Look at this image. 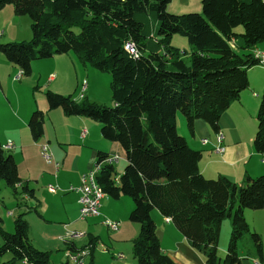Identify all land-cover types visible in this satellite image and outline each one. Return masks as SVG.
I'll use <instances>...</instances> for the list:
<instances>
[{"label":"trees","instance_id":"16d2710c","mask_svg":"<svg viewBox=\"0 0 264 264\" xmlns=\"http://www.w3.org/2000/svg\"><path fill=\"white\" fill-rule=\"evenodd\" d=\"M170 1L0 0V10L12 5L16 15L29 16L32 32L29 40L0 43V53L26 76L33 60L70 52L81 64L110 73V106L49 89L45 97L49 110L98 121L103 138L123 148L127 163L118 179L114 164L107 163L96 179L106 195L133 200L129 220L139 225L132 243L137 264H177L161 249L154 209L170 218L205 264H220L221 222L229 217L222 264H242L239 240L246 234L256 255H262L261 237L251 232L244 210L264 209V174L246 175L241 182L223 175L205 178L198 167L202 153L178 133L176 116L183 114L190 131L196 120L219 129L223 113L249 86L248 69L264 65L256 57L264 42V0H201V13L181 14L167 10ZM174 34L185 35L192 46L188 63L186 52L171 43ZM44 117L40 109L29 117L34 139L43 134ZM256 120L252 144L264 155V89ZM105 157L99 153L97 162ZM0 179L15 192L21 185L32 194L1 143ZM95 245L94 238L85 245L90 256ZM6 252L12 256L0 264H49L48 253L31 243L22 215L15 218L13 232L0 225V256Z\"/></svg>","mask_w":264,"mask_h":264},{"label":"crops","instance_id":"0c3cea01","mask_svg":"<svg viewBox=\"0 0 264 264\" xmlns=\"http://www.w3.org/2000/svg\"><path fill=\"white\" fill-rule=\"evenodd\" d=\"M177 1L181 6H188L190 4V0ZM170 2L172 3L173 0ZM8 6L9 5H6L4 8L7 10L5 14L9 15L10 18L3 24L2 34L6 32L9 26H14L16 22L21 20V18H18L19 16L14 13L11 6H9L10 9H7ZM179 9H181L179 12L182 11V8ZM169 11L178 13L171 9H169ZM9 32H11V30H9ZM31 36L32 32L27 34L25 39L28 40ZM15 41H21V38H16ZM257 50L259 52H264V42L257 46ZM183 51L186 50L184 49ZM76 64L80 66L78 69ZM68 65L72 66L78 73L76 86L70 87L69 90L67 89L68 77L66 76V67ZM42 66H46L44 70L54 71L56 75L50 74L46 81H41V85L63 95L72 94L73 97H75L74 94L77 88L79 89L78 95L80 94L82 81H79V78H85V76L90 77L91 72L89 66L81 64L76 57L70 53L56 54L49 58L33 60L31 62V74L35 71L40 74L39 71H41ZM16 69L18 70V67L9 63L5 56H0V70L3 75L0 80V90L5 95H7L5 91L6 89H4L1 82H3L4 86L7 88V85L3 80L7 75L11 76L14 71L17 72ZM255 69L260 70L261 85L264 84V69L260 65H255L249 68L247 72L249 86L255 80V77L258 79V74ZM12 79L14 80L13 75ZM86 83V88H89L88 81ZM85 92L84 98L93 101L90 100V96L87 95L90 93V90L86 94ZM252 96L253 95L248 89L243 90L239 100L234 101L221 116L218 125L219 129L224 134L223 153H217L213 150L215 145V131L213 132L206 122L203 120H196L193 124V130H189L188 133L184 128V117L177 113V131L185 137L191 148L200 150L202 153L198 167L204 177L215 178L219 175H223L234 182H241L246 175L254 177L264 174V161H262L264 155L256 152L252 144L255 132L254 134L251 133L252 126L250 127V125L253 123L255 113H257L258 110L259 94L258 98ZM75 98H77V96ZM251 98L254 100L253 103L250 100ZM38 99L36 98V100H32L31 106H28L23 110L20 109L21 112L19 111L18 103L16 115L20 120L21 126H19L16 134L13 132L14 129L12 126L10 127L12 131L9 129L7 133V139H11L14 144L12 143V148L6 150L11 152L10 154L13 156L17 164L18 175L21 178L22 183L23 180L27 181L28 187L32 190V194H30V192L25 193L34 197L38 192L37 185L40 180L43 182L49 181L47 183L57 182L59 184V186L56 185L58 193L57 195H54V197H51V200H53L54 203L57 202L53 206V210H62L65 213L66 219L61 226H58L59 228H63L64 224L69 229H81L77 227L80 225H86L91 228L93 226L92 224L95 223H101V225H103V219L118 220L116 218H121L122 223L118 221L119 228L115 233V238L117 239L116 244L122 245L126 242L131 243L133 239L132 237L134 236L131 235L127 238L125 234L132 231V227L128 225L126 218L121 217L119 214L112 211V207H114L117 202L115 200L127 202L129 211H131L130 209L133 208L134 204L132 201V203H130L128 199H124L126 195H121L117 199H111L105 195L106 197L101 199V206L97 216L79 219V193L74 189H70V187H76L79 185L81 174L86 172L92 166L94 161L97 162V156L101 152L106 155H118L119 159L114 163V166L116 164L119 167V171H121L122 168L124 169L127 159L123 148L118 142L109 141L103 138L99 122L86 116L65 115L61 108L49 110L46 98L44 99V97L41 96L38 97ZM76 100L79 101V99ZM32 102L34 103L33 105ZM36 109H40L45 113L43 134L38 139L32 137L28 127L29 117L32 111ZM57 110H61L62 113ZM53 112H56L54 117ZM17 117L14 116V118ZM82 132H84V134H82ZM2 137L0 136V143L3 147L7 139L5 138V140ZM204 138L208 140L205 144L202 142ZM43 145H47L49 152L51 153L50 162H47L43 156ZM56 162L58 163V167L55 165ZM59 200L61 201V204L59 203ZM102 200H105V206H103L104 203ZM38 206L39 210L36 212L39 215L45 213L40 201H38ZM33 209L37 210L36 208ZM67 210H69V215L67 214ZM113 213L116 216H113ZM151 216L155 221L156 234L159 238L163 252L168 254L177 264H205L202 256L188 244L186 238L171 221H166V217L162 216L160 212L155 209L151 212ZM244 216L250 226V223H253L252 230L260 234L263 249L261 257H258L255 250L250 246L246 247L247 253L244 254V250H240L239 244V255L242 259L241 263L264 264V229L261 228L263 227L262 225H264V209H245ZM90 219H93V221ZM226 224L228 225V223ZM257 224L261 226L259 227ZM89 239H93V237L88 238V240ZM88 240L86 238V241L83 242L85 243L84 246ZM67 245L69 246V249H71L70 247L74 248L75 245H77V242L73 241L71 244L65 243L66 247ZM114 246L116 247V245ZM96 247L97 244L92 251L90 259L92 258L94 260V250ZM116 249L121 250V247H116ZM75 252H77V250L72 251V256ZM117 253L123 255L119 250ZM120 264L135 263L131 259L129 261H123Z\"/></svg>","mask_w":264,"mask_h":264},{"label":"rangeland","instance_id":"374dc122","mask_svg":"<svg viewBox=\"0 0 264 264\" xmlns=\"http://www.w3.org/2000/svg\"><path fill=\"white\" fill-rule=\"evenodd\" d=\"M9 6L12 7V5H9ZM9 6L7 9H10ZM179 8H182V11L179 12V10H181ZM169 9L177 11L178 13H176V14L188 13V12H199V13H201L202 12L201 0H190V4L188 6H181V4H179V2L177 0H173L172 3L169 2L167 4V10L169 11ZM6 11H7L6 8H4L2 11H0V43L17 42V41H15L16 38H21V41L27 40V39H25V37L27 36V34H30V32H31V30H30L31 20H30L29 16H27V15L19 16L18 18H21V20L19 22H16L14 24V26H9V28L6 30V32L2 34L3 24L5 22H7L10 18L9 15L5 14ZM169 12H171V11H169ZM172 13H174V12H172ZM9 30H11V32H9ZM75 30L77 31L78 28H75ZM235 30L238 33H240L243 31V27L237 26L235 28ZM7 31H8V33H7ZM171 43L173 46L179 48L181 51H183L184 49L186 50L185 51L186 54L183 56V59L185 62L188 63L189 62V56H190L189 54H190V50H191L190 48L192 46L188 42L187 37L185 35H181V34H174L172 37ZM70 54L74 55L72 52H70ZM0 56L4 57V55L1 53H0ZM43 59H45V58H43ZM37 60H40V59H37ZM260 66L263 67V69H264L263 64ZM76 67L78 69L80 66L78 64H76ZM45 68H46V66H42L41 71H39L40 74L37 73V71H35V72H33V74H30L28 76L22 74L19 79H16L14 77L18 73V70H20L18 68V70L16 69L17 72L14 71L12 73L14 80L12 79V75L11 76L7 75L6 78H4L3 81L6 83L7 88L4 86V83L1 82L4 89H6L5 91L7 93V95H5L0 90V136L1 137L3 136L2 138H4V139L8 138L7 133H8L11 126L13 127V129H14L13 132L15 134H16V131L18 130L19 126H21L20 120L16 115V112L18 110V103H19V111H20V109L23 110V109L27 108L28 106H31L32 100H34V99L36 100V98L38 99V97H41V96H43L44 99L46 98L45 97V91L48 88L45 87L44 85H41V81H46L47 77L50 74L56 75V73L54 71L44 70ZM89 69L91 71L90 77H86V76H85V78L80 77L79 81L80 80L82 82L88 81L90 87L89 88L87 87L88 89L86 88L85 94L90 90V93L87 94L88 96H90V100H93L90 102H95L97 104H104L107 106L112 105L113 102H112V98H111V89H110V83H111L110 73L100 71V70H96L92 67H89ZM255 71L258 74V79L255 77V80L246 89H248V91L253 95L252 97L258 98V94H259V98H260V91L262 92V90L264 89V84L261 85L262 83L260 81V76H261L260 70L255 69ZM66 72H67L66 76L68 77L67 89L69 90L70 87L76 86V82L78 80V73L70 65H68L66 67ZM2 77H3L2 71L0 70V80L2 79ZM78 91H79V89L77 88L76 89L77 93L75 92V94H74L75 97L77 96V98L74 97L75 100L76 99L81 100L82 98H84L83 91L80 90L79 95H78ZM250 100L253 103L254 100L252 98ZM33 104L34 103L32 102V105ZM258 106H259V101H258ZM61 110H59V111L57 110V111L62 113ZM53 113H54L53 114V117H54L56 112H53ZM178 113L183 116V114L180 111ZM14 116H16L17 118H14ZM92 120H94V119H92ZM250 127H251V133L254 134V132H256V128H257L256 113H255V119H253V123L250 125ZM184 128L189 133V129L187 127V123H186L185 118H184ZM10 130L12 131V129H10ZM179 130L182 131L181 129H179ZM219 130L220 129H218L217 131H219ZM216 132H214L215 133V145H214L213 150L217 153H223V151H224V146H223L224 137H223L221 143H218L217 138H216V134H217ZM249 140H250V137H249ZM7 142L13 143V141L11 139H7V141L4 144H6ZM217 145H221L223 147L222 152L216 151ZM8 153H11V152L9 151ZM262 161H264V158L262 159ZM94 162L92 163V166L89 169L94 168L96 166V164L99 163V162H95V163ZM114 163H112V164H114ZM122 170H123V168L121 169V171H119V167L115 164V178L116 179H118V177L122 173ZM205 178H207V177H205ZM208 179H211V178H208ZM47 182H49V181H47ZM47 182H43L42 180L38 181V185H37L38 192L34 197H32V196L27 195L25 193V191H23V188L21 187V185H19L18 190L15 192L11 187L6 185V182L4 180L0 179V220H1L0 225L2 226L4 231L13 232L15 218L18 217L19 215H22V217L28 223V237H29L31 243L34 244L39 250L48 253L49 264H62L63 262L65 263L66 258L70 264H89V263H91V262H89L90 261L89 246H84L85 243H83L86 241V238L88 240V238H90V237H93L96 240V244H97V247L94 250V257L95 258H94V260L92 259L91 264H120L123 261H129L131 259H132V261H134L135 264H137L136 259H135L134 254H133V248H132L133 244L132 243H133V239L139 233V230H138L139 225L137 223L129 220L128 215H129L130 211H129V206L127 205V202H122V200H115L117 202H116V205L114 207H112V211L119 214L121 217L126 218V222L128 223V225L130 227H132V231L128 232L125 235L127 236V238L131 235L134 237H132L133 239H132L131 243L126 242L122 245L121 244L117 245L116 244L117 239L115 238V233L118 230L113 231V230L109 229L106 225H104L103 223H102L103 225H101V223L92 224L93 226L91 228H89L86 225L85 226L80 225L77 227H79L81 229H76V228L69 229L66 227L65 224L63 225V228L62 227L59 228L58 226H61V224H63L64 221H66L65 213L59 209L53 210V206L57 202L54 203V201L51 200V197H54V195H57L58 189L53 190L49 187V185L59 186V184L57 182H51V183H47ZM23 183L26 184V186L29 190L31 189L28 187L27 181L23 180ZM106 196H108V195H106ZM106 196H104V197H106ZM108 197H110V196H108ZM110 198L113 199L112 197H110ZM121 199H123V198H121ZM124 199H128L130 201V203L133 202V200L129 196H125ZM38 201L41 202L42 209L47 214L41 213L39 215L36 212L39 210ZM102 201L104 203L103 206H105V200H102ZM59 203L61 204L60 200H59ZM100 206H101V204H100ZM33 208H36L37 210H34ZM28 209H30V210H28ZM130 210H132V209H130ZM155 210H157V209H155ZM79 211H80V206H79V210H78V218H79ZM67 214L68 215L70 214L69 210H67ZM94 216H97V215H94ZM94 216H89L86 218H90V217H94ZM113 216H116V215L113 213ZM116 219H118V220H115V219L114 220L122 223L121 218H116ZM90 220L93 221V219H90ZM249 221H250V219H249ZM226 223H228V225ZM250 224H251V226L248 224L249 228H250L251 232H253L252 231L253 223H250ZM257 226L260 227L261 225L257 224ZM262 226L263 227H261V228L264 229V225H262ZM230 229H231V219L229 217H227V218L223 219V221L221 222L219 243H218V247H217V249H218L217 255H218L220 264L223 263V259H224L225 254H226L228 239L230 236ZM71 230H76V231L82 232L85 235L80 239L74 240V242H77V245H75L76 248L74 247V248L69 249V246L67 245V247H66L65 243H67V244L73 243V241H67L62 236H64L67 231H71ZM88 242H89V240H88ZM239 244H240V250H244V254L247 253V251H246L247 246H250L254 249V246H253L252 241H251L248 234H246L241 240H239ZM114 245H116L117 248L121 247V250L116 249V247ZM76 250L80 251V252L87 250L88 254L82 258V263H77V262L72 261L73 260L72 258H75L74 254L72 256V251H76ZM118 250H119V252H122L124 256L122 254H121L122 255L121 257L115 255V253L117 254ZM11 256L12 255L10 252H6L5 254L0 256V262L8 261L11 258ZM17 264H24V263L20 261Z\"/></svg>","mask_w":264,"mask_h":264},{"label":"built area","instance_id":"2783aa9c","mask_svg":"<svg viewBox=\"0 0 264 264\" xmlns=\"http://www.w3.org/2000/svg\"><path fill=\"white\" fill-rule=\"evenodd\" d=\"M131 48V54L137 55L136 50L134 47L129 45ZM256 57L258 59H264V52H256ZM23 71L20 69L18 70V73L14 78L19 79L20 76L22 75ZM87 83L85 81L82 82L81 84V91L83 93L86 90ZM216 138L217 142L221 143L224 134L221 130L216 132ZM84 134V132H82ZM203 144L207 143V139L202 140ZM13 144L12 142H7L3 148L4 149H10L12 148ZM43 156L47 160V162L51 161V153L49 152L48 146L43 145ZM216 151L222 152L223 147L221 145L216 146ZM119 159L118 155H108L105 157L102 162L97 163L96 166L92 169H88L86 172H84L81 177H80V183L76 187H70V189H74L78 191L79 193V204H80V211H79V219L82 217H89V216H94L99 214V207L101 204V199L105 196V193L102 189V187L97 183L96 176L98 174V171L103 163L107 164H112L115 161ZM56 167H58V163L56 162ZM51 189H56V186L49 185ZM166 221H170V218L166 217ZM102 223L106 225L109 229L116 231L119 228V222L115 220H110V219H103ZM80 235H84V233L76 231V230H71L67 231L64 236H62L65 240L67 241H74L76 239H80ZM117 256L121 257L122 255L117 253ZM74 262L76 261H81V260H72ZM73 263V262H72Z\"/></svg>","mask_w":264,"mask_h":264},{"label":"bare ground","instance_id":"6f19581e","mask_svg":"<svg viewBox=\"0 0 264 264\" xmlns=\"http://www.w3.org/2000/svg\"><path fill=\"white\" fill-rule=\"evenodd\" d=\"M130 47V46H129ZM264 60V59H263ZM86 217H82L81 219H84ZM85 235V234H84ZM84 235H80V238H82ZM75 255V258H72L73 260H81V261H76L77 263H82V258L84 256H86L88 253H87V250L86 251H83V252H80V251H77L75 253H73Z\"/></svg>","mask_w":264,"mask_h":264}]
</instances>
